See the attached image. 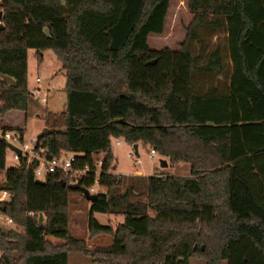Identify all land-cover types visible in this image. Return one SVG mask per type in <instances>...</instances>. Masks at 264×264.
<instances>
[{
	"label": "trees",
	"instance_id": "1",
	"mask_svg": "<svg viewBox=\"0 0 264 264\" xmlns=\"http://www.w3.org/2000/svg\"><path fill=\"white\" fill-rule=\"evenodd\" d=\"M170 1L0 0V116L26 117L37 105L27 52L41 61L51 51L66 109L48 114L36 141L48 157L78 154L80 165L103 154L106 192L95 193L87 228L112 237L87 247L69 230V195L93 185L92 172L77 187L60 172L39 183L34 162L6 167L0 141V190L11 193L0 214L16 227L0 226V264H68L71 251L100 264H264V0H188L193 19L180 50H152ZM15 133L22 140L23 129ZM120 139L189 164V175L112 173ZM140 193L146 201L131 199ZM95 213L123 221L113 229Z\"/></svg>",
	"mask_w": 264,
	"mask_h": 264
},
{
	"label": "rangeland",
	"instance_id": "2",
	"mask_svg": "<svg viewBox=\"0 0 264 264\" xmlns=\"http://www.w3.org/2000/svg\"><path fill=\"white\" fill-rule=\"evenodd\" d=\"M193 16L188 11V0H171L168 10V14L165 20V27L163 33L160 35H150L148 39V45L152 50L170 49L174 51L180 50V46L185 39L186 28L192 21ZM216 39L212 40L215 43ZM27 67L28 78L30 77L29 86L33 87L35 82L33 79L36 75L48 77L52 73H57L60 70V63L56 60L54 54L51 51H47L45 54L44 63L41 65V61L38 60V56L34 50L27 52ZM60 82H63L62 71L59 74ZM204 80L203 78H200ZM55 90H51L46 105H41L36 102L37 105L31 107L27 113L26 119L23 124V138L22 142L32 143L36 141L37 136L44 129L50 128L51 120L48 119L49 113H60L63 110L65 103V93L58 88L59 86L54 83ZM62 85H60L61 87ZM63 89V88H62ZM29 90V88H28ZM115 92V91H113ZM63 112V111H62ZM9 118L15 124L21 122L20 111H10ZM39 114V117H37ZM1 126V124H0ZM119 145L114 142L112 149L115 153V159L112 169L114 174L124 175H176L187 176L190 173V165L187 163L179 162L171 164L168 158L158 155L156 152L153 157L150 156L151 148L143 144H139L137 149L138 154H135L133 146L124 143L121 139ZM131 152V155L128 153ZM103 157L102 153H97L94 158L100 159ZM165 161V165L162 162ZM18 161L12 159V152L6 148V167L17 165ZM4 179V174L0 172V184ZM86 188H82L80 192H71L69 195L68 206V218H69V230L71 234L78 239L84 241L87 247H106L111 244L112 237L109 235L99 234L93 237L89 236L87 224H88V210L91 204L86 199ZM106 192V188L98 185L94 186V192ZM132 200L146 201V196L142 193L131 197ZM40 213V212H39ZM43 215V214H42ZM94 217L101 223L110 225L113 229L123 221V217L117 214H102L95 213ZM45 216L43 215L44 222ZM38 221V218H37ZM39 222V221H38ZM13 226H4L1 228L7 232L10 229H15ZM21 230V229H20ZM53 242H59L57 239H52ZM190 264H205L204 259H190ZM68 264H100L92 260L91 257L83 254L79 251H71L68 257Z\"/></svg>",
	"mask_w": 264,
	"mask_h": 264
},
{
	"label": "built area",
	"instance_id": "3",
	"mask_svg": "<svg viewBox=\"0 0 264 264\" xmlns=\"http://www.w3.org/2000/svg\"><path fill=\"white\" fill-rule=\"evenodd\" d=\"M0 25L1 21H0ZM36 86L33 89L28 90L32 98L41 105H46L48 102L49 94L51 90L45 88L41 84L39 78L35 79ZM0 141L6 143L7 148L12 152V159L14 161H20L24 159L26 164L35 163L32 169L33 175L36 179L45 181V178L52 173H62L69 175L71 184H77L79 179L86 176L88 172L94 174V183L86 189L87 194L94 192V186L98 183V175L101 171V165L103 157L96 159L93 157L92 164L84 163L79 164L78 154L74 152L61 151L57 156L48 157L49 149L43 146L41 143L34 141L32 143L22 142L17 133L4 130L0 126ZM116 145L120 141H114ZM19 151V152H18ZM155 151L150 150V156L153 157ZM131 155V152L128 153ZM11 198V193L6 190H0V203L7 202ZM29 217H39V212L29 211ZM13 226L11 218L0 214V226Z\"/></svg>",
	"mask_w": 264,
	"mask_h": 264
},
{
	"label": "crops",
	"instance_id": "4",
	"mask_svg": "<svg viewBox=\"0 0 264 264\" xmlns=\"http://www.w3.org/2000/svg\"><path fill=\"white\" fill-rule=\"evenodd\" d=\"M62 4L64 3L65 0H59ZM47 52V51H46ZM46 52H43L41 54V65L44 63V60H45V54ZM61 68V66H60ZM61 70H58V72L56 73H52L50 74L48 77H43V76H40V75H36L35 78L33 79V82H35V79L36 78H39L41 80V84L49 89V90H55L56 87L54 86V83L57 84L61 90L64 91V87H65V77H64V72L62 71V76H63V82L61 84L60 82V74ZM27 81H28V88L29 90L30 89H33L35 86H36V83L35 85H33V87H30L29 86V83L31 82L30 81V77L28 78V67H27ZM60 85H62L60 87ZM63 88V89H62ZM66 109V95H65V103H64V107H63V110L62 111H65ZM21 112V111H20ZM10 113V112H9ZM37 117H39V114H37ZM26 117H25V113L24 112H21V122H19V124H15L14 122H12L9 118V114L7 113L5 116H0V124H1V127L4 129V130H8L10 132H16V130H19V129H22L23 127V124H24V121H25ZM23 138V137H22ZM120 144V143H119ZM118 144V145H119ZM139 144H137V149L139 147ZM113 154L115 156V153H114V150H113ZM116 157V156H115Z\"/></svg>",
	"mask_w": 264,
	"mask_h": 264
},
{
	"label": "water",
	"instance_id": "5",
	"mask_svg": "<svg viewBox=\"0 0 264 264\" xmlns=\"http://www.w3.org/2000/svg\"><path fill=\"white\" fill-rule=\"evenodd\" d=\"M1 15H2V14H1V12H0V19H1ZM2 30H3V25H0V31H2ZM149 64H154V62H150ZM133 148H134V150H135V154L137 155V154H138V152H137V144H134ZM18 152H19V151H18ZM162 164L165 165V161H163ZM36 181L39 182V183H44L43 180H39V179H37ZM63 183H64V182H63ZM73 187H77V184H73ZM86 194H87V193H86ZM95 197H96V194H88V195H86V199H87L88 201H90V202L94 201ZM42 220H43V215H42V213H39L38 221H39V222H42Z\"/></svg>",
	"mask_w": 264,
	"mask_h": 264
}]
</instances>
